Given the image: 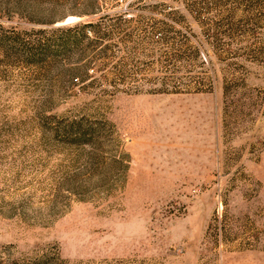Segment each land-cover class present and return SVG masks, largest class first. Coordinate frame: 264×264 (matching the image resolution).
Wrapping results in <instances>:
<instances>
[{
	"label": "rangeland",
	"instance_id": "374dc122",
	"mask_svg": "<svg viewBox=\"0 0 264 264\" xmlns=\"http://www.w3.org/2000/svg\"><path fill=\"white\" fill-rule=\"evenodd\" d=\"M0 264H264V0H0Z\"/></svg>",
	"mask_w": 264,
	"mask_h": 264
},
{
	"label": "trees",
	"instance_id": "16d2710c",
	"mask_svg": "<svg viewBox=\"0 0 264 264\" xmlns=\"http://www.w3.org/2000/svg\"><path fill=\"white\" fill-rule=\"evenodd\" d=\"M81 25V26H80ZM79 26L80 27H82V28H84V27H87V26H90V24H80ZM76 27H78V26H74V28H76ZM66 31V35H65V37H66V40H71V38H70V36H69V34H67V32L68 31H70V29H65ZM66 42H68V41H66ZM45 50V49H44ZM43 51V50H42Z\"/></svg>",
	"mask_w": 264,
	"mask_h": 264
}]
</instances>
